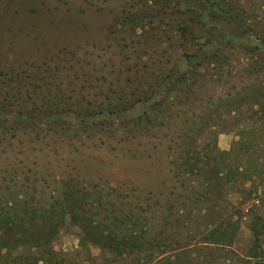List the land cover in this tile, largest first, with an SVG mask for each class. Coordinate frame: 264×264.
<instances>
[{"label": "rangeland", "instance_id": "1", "mask_svg": "<svg viewBox=\"0 0 264 264\" xmlns=\"http://www.w3.org/2000/svg\"><path fill=\"white\" fill-rule=\"evenodd\" d=\"M218 1L243 15L246 26L211 16L202 0H109L101 10L85 0H40L42 10L35 6L25 14L20 8L9 36L0 28L3 41L18 40L23 33L37 37L34 44L24 40L12 46L6 67L17 66L19 55L60 61L76 50L78 78L70 73L67 81L59 72H44L51 84L61 82L53 87L60 106L49 109L41 101L32 109L0 102V212L8 209L14 220L21 210L38 205L37 232L51 210L58 224L49 246L62 264H264L263 236L261 248L252 250V227L264 220V130L263 139L248 151V142L259 137L251 129L262 113L252 116V109L260 110L253 97L240 110L225 113L236 109L247 86L264 82V70L251 72L254 61L264 62V0ZM208 59L191 79L194 93L184 90L180 78ZM11 87L4 83L0 96ZM23 87L22 98L29 85ZM220 97L234 105L227 108ZM215 104L223 118L211 114L214 120L198 140L186 139L180 147L181 128L193 124L184 117L198 107L208 106L210 114ZM214 141L221 151L237 150L244 172L235 180L218 184L213 158L204 154ZM193 144V155L202 156L203 172H194L199 175L176 164ZM178 170L186 174L193 195L220 189L198 201L183 190L178 199ZM66 199L71 212L57 222L55 213ZM213 212L232 222L240 217L233 241L207 242ZM85 218L91 221L90 232L80 226ZM141 230L147 251L138 260L126 252L122 256L125 248L118 252L112 238ZM11 245V251L0 248V264H32L47 253L27 242L20 247L12 240Z\"/></svg>", "mask_w": 264, "mask_h": 264}, {"label": "trees", "instance_id": "2", "mask_svg": "<svg viewBox=\"0 0 264 264\" xmlns=\"http://www.w3.org/2000/svg\"><path fill=\"white\" fill-rule=\"evenodd\" d=\"M89 6H94L98 10L103 9L109 2V0H85ZM205 5L208 8V12L211 16H224L227 18L229 21H234L239 23L240 25L246 26L245 24V19H243V15L241 14H236L235 12L233 13L232 7H227L228 5L225 4L222 1L218 0H202ZM225 5H223V4ZM40 0H0V28H3V30L6 32V34L9 36L8 31H11V24L15 23L14 16L16 14H20V8L24 11L26 14L27 10L32 11L35 8L41 9L40 7ZM23 7V8H22ZM13 8V9H11ZM10 12V13H9ZM21 15V14H20ZM153 15V14H152ZM154 16V15H153ZM214 16V17H215ZM155 18V16H154ZM112 24V23H111ZM110 24V25H111ZM6 26V27H5ZM248 28L250 29V26L248 25ZM20 29V28H17ZM33 30V29H32ZM22 31V30H21ZM156 32V31H155ZM21 35L20 39L14 40L13 38H7L6 41L0 40V90L3 88V84L6 83L8 86H12L8 91H5V95L3 94V97L0 96V102L3 101L5 105H18V106H25V107H31L32 109H37L40 107V103L42 101V106H45L49 109H52L54 107H58L60 105H57L59 102L62 101V99H58L57 94H53V87L55 86H60V80L59 82L53 81V84L50 83V81L47 79L46 76H44V72L49 73V75H56L57 72L62 74L64 78H67L70 76V73L73 75L75 78H78V73L76 72V68L78 67L79 63L75 59L76 55V50L75 51H68L69 55H72L71 57L66 58H61V64L58 62L60 61H52L54 60L55 57L51 58L50 61L48 60H43L39 59L38 61L30 60L31 54H28L29 56L25 55H19V62L17 66H8L6 67L5 64L3 63L5 59V55L10 53L12 51V46L16 44L22 43L24 40H31L30 42H36L37 37L32 36L29 33H23ZM155 34V33H154ZM158 35H155L157 37ZM26 38V39H25ZM34 44V43H33ZM7 50V51H6ZM5 51V52H4ZM61 51V50H60ZM67 51V50H63ZM13 52V51H12ZM67 54V53H66ZM58 57V55L56 56ZM212 59H208L206 62H204L202 65L196 64L197 66L193 68V70H190L187 74L191 75L188 76V78H180L178 84L181 85V87L184 90L189 91V89H193V86L195 85V82L191 81V79L194 76H198L200 73V69L202 66H205V64H208L209 61ZM259 61H254V65L256 66L251 70L253 74H256L258 71H263L264 70V62L259 64ZM214 64V63H212ZM169 75V74H168ZM167 75V76H168ZM165 76V78L167 77ZM46 77V78H45ZM190 77V78H189ZM164 77L158 81H156V86L160 87L162 83H164ZM184 78V79H183ZM255 80L257 81L258 77H254ZM29 79V80H28ZM28 80V81H27ZM71 79L67 78V81ZM27 81V82H26ZM24 85H29V89H26L25 92V97L22 98V91L25 90L23 89ZM69 85L72 87L73 82L69 83ZM251 87V88H249ZM249 88V89H248ZM248 89V93L245 91L243 93L246 94H241L240 95V100L237 101V107L236 109H227L225 113L231 114L235 110H240L244 104L249 101L251 97L255 99L256 105L260 107V110L258 109H252V116L255 117L257 114L260 112L262 113L258 117H256L255 125L252 127L251 132H257L259 134V137L252 138L248 143V151H249V146H251L252 143H259L263 138H260L262 135V130H264V105L260 103V99L264 98V82L259 81L253 84V86H247L245 90ZM154 90V89H153ZM62 91V90H61ZM250 91V92H249ZM190 93H194L192 91H189ZM68 97V96H67ZM72 96H69L71 99ZM22 98V100H19ZM64 99V96L62 97ZM220 100H224L223 105H225L227 108L228 106H233L234 102H227L228 100H225L224 98L220 97ZM73 100V99H71ZM70 100V101H71ZM17 101V102H16ZM69 101V102H70ZM195 101V99H194ZM16 102V103H15ZM69 102H66L64 104H69ZM15 103V104H14ZM18 103V104H17ZM23 104V105H22ZM63 105V104H62ZM207 107H198L197 110L193 113H190L186 115L184 118L188 122L192 121L190 124L191 126H186L181 128L182 131V138L183 143L180 144L179 146L184 148V144L186 142V139L193 140V142L197 139V135L199 133H202L208 126L207 124L214 120L213 117L210 118L214 114L215 117H218L219 119H222L224 112L221 111L220 105L215 104V108L210 110V114L207 112ZM206 124V125H205ZM254 130V131H253ZM263 136V135H262ZM193 137V139H192ZM216 140V138H215ZM196 144V143H195ZM193 144L191 147L188 149H183V162L182 163H177V166H181L180 168L183 169V171L187 172L189 171L193 175H199L198 173H194L195 171H200L203 172L200 167V161L202 159V156H200V153H196L193 155V150L192 148H195ZM216 141H214V146L209 147V152L204 153L205 156L209 158H213V166H214V172L215 175L218 176L219 182L218 184L223 181V179H228L229 181L235 180L237 175L243 174L244 170L241 171L240 168L242 165H238V160H237V155H234L237 150L232 151H221L216 147ZM202 150V148H201ZM238 153V152H237ZM231 157H233L231 160ZM208 158V159H209ZM234 160L237 161V165L234 162ZM176 161V160H175ZM174 161V163H175ZM218 166L225 167L227 168L226 171L223 168H218ZM235 167V169H233ZM223 169L224 173H220ZM178 170L177 172V177L179 178L180 186L179 188H182V191H180L177 195V198L179 199L180 197L183 196V190L186 191V193H190L193 195V188H189L188 181H186V174ZM206 174L207 172L204 171ZM213 173V172H212ZM220 176V177H219ZM209 185V183H208ZM187 188L190 189V192L187 191ZM219 188L214 187V188H206V190L199 192V195H193L196 201L200 199H210L212 195H214L215 190H219ZM214 191V192H213ZM61 196V195H60ZM189 199H191L190 195H187ZM69 199H66L67 204L62 205L61 208H59L56 213H55V220L57 222H62L64 221L69 213L71 212V209L69 207ZM173 207V205H172ZM31 209L25 208L21 210V213L17 215L16 217L10 218V213L8 209H4V215H2V212H0V248H6L7 251H11L13 248L11 245V241L13 240L14 242H17V246L22 247L23 245L26 244H35L34 246H40L41 248H45V251L47 253L44 254V256L40 255L39 258L37 259L36 262H33L32 264H40L42 261L43 264H62V259L59 258V254L54 251V249L50 248V243L52 242V237L56 232V224L58 223H53V217H52V211L47 210L46 215L49 217L44 218V222L42 224L36 225L37 232L33 230L35 224V218L37 216H40L41 210L38 205H33L30 207ZM19 210V209H17ZM115 211V207L113 208ZM2 215V216H1ZM72 220H75V222L79 221L80 218L77 215H70ZM129 216H127L124 220L125 223L128 222ZM209 218L211 219V228H209L206 231V239L209 240L207 242H213L216 244H224L226 240H229L230 242L233 241V238L235 237L236 233V227L239 226L240 224V217L235 220V221H227L226 218L221 215L219 212H213L212 214L209 215ZM86 223L80 222V226L86 230L87 232H90L87 227V224L90 223L91 221L89 218L84 219ZM26 221H28V225L26 224ZM131 225V224H130ZM20 231L26 238L24 241V238L20 236ZM252 232H253V240L255 241L254 247H252V250L257 251L258 249L261 248V245L259 244L262 236L264 240V220L259 225H256L252 227ZM144 236V231L141 230L140 234L138 233H130L126 231V233H123L121 239L120 237L116 234L114 238H112L113 241H116V248L118 249V252L120 251L121 253V245L125 248L126 251L122 252L121 255L124 256L125 252L131 257L132 260H138L140 257V254H143L145 251H147L145 248V243H147V240H145ZM11 240V241H10ZM259 241V243H258ZM152 244V243H150ZM32 245V246H33ZM43 245V246H42ZM155 245V243L153 244ZM150 246L151 248L153 247ZM31 246V247H32ZM166 246H172L166 245ZM127 248V249H126ZM178 247L174 248L177 249ZM181 248V246H179ZM132 253V254H131ZM255 255V253H253ZM250 255V256H253ZM148 257H151L149 254Z\"/></svg>", "mask_w": 264, "mask_h": 264}]
</instances>
